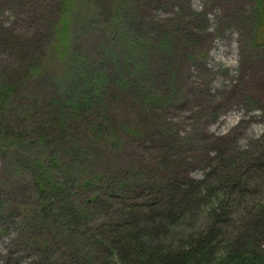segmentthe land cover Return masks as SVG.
<instances>
[{
    "label": "rangeland",
    "instance_id": "obj_1",
    "mask_svg": "<svg viewBox=\"0 0 264 264\" xmlns=\"http://www.w3.org/2000/svg\"><path fill=\"white\" fill-rule=\"evenodd\" d=\"M71 5L66 9L62 0H0V67L34 59L44 70L22 98L39 101L51 94L53 78L75 68L102 75L113 93L119 87L115 80L129 77L124 60L136 45L141 89L168 102L158 103L153 116L144 111L139 115L142 104L130 93L112 102V110L123 119L136 117L143 130L138 138L128 137L119 156L121 167L162 155L164 144L178 142L181 148L168 159L182 152L190 162L188 178L204 181L217 139L228 141L227 149L244 157L255 158L264 149V45L251 44V0H73ZM63 14L70 23L64 34L58 31ZM164 33L170 51L160 47ZM62 37L73 39V53L66 57L61 54ZM26 152L33 156L40 151L32 145ZM96 158L109 165L108 156ZM27 167L26 159L19 160L14 151L0 153V264H91L95 256L101 260L103 254L87 261L83 253L105 223L119 219V201L109 196L122 194L110 188L77 191L73 198L79 202L94 194L98 202L89 204L75 246L70 249L66 242L59 248L60 233L49 218L42 221L36 173ZM54 173L59 174L57 169ZM249 176L256 198L264 200V177L258 172ZM196 221L189 217L177 225L166 242L174 244ZM235 221L232 233L247 237L246 223ZM258 245L264 251L263 239Z\"/></svg>",
    "mask_w": 264,
    "mask_h": 264
},
{
    "label": "trees",
    "instance_id": "obj_2",
    "mask_svg": "<svg viewBox=\"0 0 264 264\" xmlns=\"http://www.w3.org/2000/svg\"><path fill=\"white\" fill-rule=\"evenodd\" d=\"M72 1L62 0V5L70 9ZM251 2L250 40L258 47L264 45V0ZM69 24L63 14L58 31L64 34ZM60 46L62 57L72 54V37H62ZM160 47L170 51L165 33ZM135 49L136 45L130 47L124 60V67L131 70L129 77H118L114 83L119 87L113 93L102 75L75 68L49 82L51 94L39 101L25 100L21 93L44 74L43 66L24 59L19 65L0 67V153L14 151L36 173L42 221L49 218L56 224L59 248L66 242L70 249L75 246L78 231L90 214L89 204L98 202L95 194L79 202L73 198L77 191L110 188L122 194L115 197L110 192L109 198L124 206L118 203L117 222L105 223L83 253L87 261L103 254L91 264H264V251L258 245L264 240V200L256 198L249 176L258 172L264 177V149L255 158L244 157L227 149L228 141L217 139V146L212 141L215 150L208 157L211 164L204 181L188 178L190 162L182 152L168 159L173 150L181 148L178 142L164 144L162 155L121 167L119 156L128 137L138 138L143 130L136 117L123 119L112 110L113 103L130 93L133 101L142 104L138 114L144 111L153 116L158 103L168 102L167 97L141 89L136 78L141 79L142 66ZM32 145L40 152L29 156L26 151ZM99 156H108L109 165L97 160ZM189 217L197 218L196 224L174 244L167 243L171 231ZM238 219L246 223L247 237L232 233Z\"/></svg>",
    "mask_w": 264,
    "mask_h": 264
}]
</instances>
